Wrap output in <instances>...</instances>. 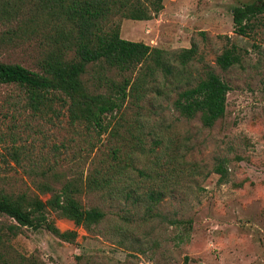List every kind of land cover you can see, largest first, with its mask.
<instances>
[{
    "label": "rangeland",
    "instance_id": "rangeland-1",
    "mask_svg": "<svg viewBox=\"0 0 264 264\" xmlns=\"http://www.w3.org/2000/svg\"><path fill=\"white\" fill-rule=\"evenodd\" d=\"M249 1L164 0L151 20L116 17L123 39L170 53L193 44L197 52L185 68L177 66L175 78L158 74L141 88L128 86L119 107L104 117L101 136L70 125L65 110L34 114L19 88L0 85V193L47 200L50 194L38 186L57 159L56 175L48 179L53 187L77 182L82 207L104 213L86 231L48 211L61 233L76 231L75 240L20 228L10 240L15 252L45 264H264V28L256 23L246 36L238 35L231 15L234 6ZM35 37L0 46V62L36 72L41 50ZM231 44L241 63L223 71L215 59ZM207 71L229 86L225 114L211 128L173 107L178 90ZM136 72L109 69L105 75L115 86L124 80L132 85ZM95 76L89 71L83 77L89 91L115 99V88ZM104 167L114 174L109 187H87L94 169ZM125 190L164 195L145 212L148 202L125 200ZM12 224L0 215V227Z\"/></svg>",
    "mask_w": 264,
    "mask_h": 264
},
{
    "label": "trees",
    "instance_id": "trees-1",
    "mask_svg": "<svg viewBox=\"0 0 264 264\" xmlns=\"http://www.w3.org/2000/svg\"><path fill=\"white\" fill-rule=\"evenodd\" d=\"M162 9L163 0H0V26L4 27L0 31V46L18 45L32 34L30 38H40L41 50L36 72L19 64L0 62V85L19 88L24 93V106L34 114L49 112L58 116L61 110H65L70 125H81L87 133L101 136L105 131L104 117L119 107V100L126 97L128 86L141 88L158 74L175 78L179 75L175 69L185 68L196 56L193 44L188 49L170 53L121 38V24L116 17L148 21ZM231 15L234 32L238 35L246 36L256 23L264 28V0L234 6ZM33 33L36 34L33 36ZM215 63L223 71L240 64L239 48L234 44L224 48ZM109 69L137 70L136 80L132 85L130 80H124L115 86L105 75ZM89 71L96 74L93 79L98 83L115 88V99L89 91L83 81ZM228 92V84L212 71H207L205 77L194 85L187 84L186 88L178 90L173 107L187 119L199 116L202 126L211 128L225 114ZM57 163L55 159L48 166L42 175L45 181L38 186L41 193L50 194L47 200L42 201L37 195L0 193V215L14 222L0 227V264H45L36 256H25L13 250L10 240L20 228L45 229L68 243L75 240L76 231L61 233L49 220L48 211L86 231L104 218L101 210L82 207L76 199L81 191L77 182L70 180L58 189L53 187L48 179L55 177L53 170ZM172 171L182 173L183 169L172 167ZM113 175L105 167L94 169L87 187H109ZM130 191L125 192L124 199L139 203L143 197L148 202L145 212H151L164 195V190L147 191L143 196Z\"/></svg>",
    "mask_w": 264,
    "mask_h": 264
},
{
    "label": "crops",
    "instance_id": "crops-1",
    "mask_svg": "<svg viewBox=\"0 0 264 264\" xmlns=\"http://www.w3.org/2000/svg\"><path fill=\"white\" fill-rule=\"evenodd\" d=\"M163 2H164V0H163Z\"/></svg>",
    "mask_w": 264,
    "mask_h": 264
}]
</instances>
